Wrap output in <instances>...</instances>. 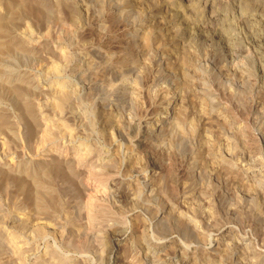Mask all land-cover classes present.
<instances>
[{
  "label": "rangeland",
  "instance_id": "rangeland-1",
  "mask_svg": "<svg viewBox=\"0 0 264 264\" xmlns=\"http://www.w3.org/2000/svg\"><path fill=\"white\" fill-rule=\"evenodd\" d=\"M37 1L38 0H34V2ZM42 1H45L48 4L50 3L49 5H51V8L49 10L50 14H48V19L51 21L48 20L46 24L44 22L42 24L37 23V21L34 20V18H32L31 16H25L27 19H23L24 17L20 19L16 26H14L15 28H13V33H11L15 34V36L19 39H24L26 41L30 40L29 43L31 44L32 42L31 46L36 47L35 52H33L34 54H27L19 51L11 52V55L8 53L9 55L6 54L7 56H3V59L5 61L2 58L0 60V69L4 74V77L0 76L2 79H0V115H4L7 118L6 120L10 124L12 123V127L14 126L12 131H3L2 129H0V211H2L0 212V261L2 262L5 259V262L3 261V264H50L51 262V264H56L57 261L54 262V260L50 257V252L54 250V252L56 251L60 258H63L66 261L69 260V264H142V262L144 264H151V257L161 255L165 256L167 255L166 253L169 252L173 255L170 254V256L166 258L167 261H160L162 263L158 262L155 264H247L248 262L244 258V255L241 254L240 250L232 256L233 258L227 257L225 260L224 258L221 260L219 259V257H223L224 249L229 245L231 246L237 244L239 245L241 250H243L246 247L245 243H247V241L249 240L245 239L246 236L250 237L251 240L256 241L257 251L264 255V221H262L261 218L264 216L262 215L264 214V199L262 198V196H259V183L247 182L248 179L239 180L234 178L233 176L231 177L229 174H226L227 176H225V173H222L224 175L220 176L218 175L219 173L215 172L216 170L211 165L206 166L209 172L212 171L210 175L208 174V170L206 168L205 169L207 171L204 170L203 173H201L203 174L202 176H197L199 175L197 174L198 170H195V175L192 176L194 179L193 181L190 178V175L192 174L189 173V171L191 170L189 165L190 161L188 162V160H190L189 154L191 153L190 151H192V149H195V152L201 150V155H198L200 158L198 159L195 168L197 169L200 163H202V160L204 164V157L207 155H205V153L207 152L206 149L207 147L210 148V145L215 146V155H220L222 153L223 155L227 156L233 154V151H231L233 149V146L235 147L240 145V147H242L244 145V147H246L245 152L248 153L247 159L249 158L248 161L250 160L251 162L249 161L250 164L248 162V164L243 165L245 164L242 163L243 157H241V155H239L238 157L235 156L236 158H234L236 160H234L236 165L234 166V168L242 170L243 165L245 169L248 168V173H255L259 170V173L262 172L261 174H264V166H262V168L257 167V164L260 161H264V0H167L168 2L166 0ZM101 1L104 3H102ZM91 4L92 6H90ZM208 4L212 6L214 11H207L205 9V6ZM9 5L10 4L8 3V1L6 2V0L0 1V21H6L11 14V9H9L11 8V6L9 7ZM8 9L10 12L8 11ZM32 20L37 23L35 26ZM245 20L247 21V23ZM47 23L48 26L51 25V30L50 28L46 27ZM47 29L50 30V32L53 33L56 38L52 34L54 38L50 37L52 38L50 39L46 37L47 39H45L46 35L44 36V34L46 31H48ZM150 32L152 33L151 35L153 37L151 41L148 42L146 40V36H148V33ZM45 43L49 44L50 48L52 46V48L50 49L51 52H47L45 51V49L40 50L38 48ZM37 49L40 50H38L40 54L37 52ZM55 52L56 55L60 52H62L63 54L65 53V55L67 56L66 58H68L67 62H69L65 63V61L63 62V64L59 63V59L57 58V60L55 58ZM32 57L34 58V61H31L33 59ZM180 59L183 61L181 62ZM40 61H42V63ZM95 62L98 64V67ZM55 68H59V70ZM75 68L79 69L76 70ZM53 70H55V72ZM159 70H161L160 73ZM85 73H89L90 75ZM140 73H143V75H141ZM137 74L140 75V79L144 80L146 90L145 92L147 93L146 98L148 96L149 98H147L146 101L144 100V106L142 104L143 109L140 108L141 103L137 101L136 96L135 98H133L136 100H134L133 102L134 107L132 111L138 108L135 110V113L138 115V122L142 124V133L134 136V138H130L128 136L127 130L129 127L127 128V125H125L124 122L125 119L127 121V119L131 117L129 116L131 110H125L128 105L126 106L127 103L123 95L119 93H121L124 89L132 88L137 84L134 81V75ZM28 75L29 77H35L37 83H39L41 91L44 92L43 95L38 94L40 97L38 95L34 96V102L38 108L41 107L38 109L39 112L41 109L40 113H42V111L43 113L45 112L44 116L42 113L44 121H42L43 127L45 126L46 128H43V130H46L49 132V134H51L50 136H48L50 138L44 136V133H42L43 130H34V125H32L31 121H28L27 116H25L26 112L24 109L25 107H23V101L17 98L18 96L15 95L16 91L14 92V87L10 84H15L18 79H21V76L22 78H26V76ZM183 75L185 78L183 77ZM191 78L195 81H193ZM1 82L2 84L4 82L3 86L5 85V87L2 86ZM60 84H67L65 86H68V88L71 89L73 88V90L76 91V96L79 99L81 105L80 109L71 108V111L69 106L67 108L66 105L64 108L65 110H62V113H60L61 111L58 112L55 107L51 105L54 103V99L57 94L55 91H57L58 88L61 87ZM11 86L13 87V89ZM175 90L179 95V98L175 102V104L172 105V103H170V105L172 106L164 115L166 116L168 114L167 117H169L171 114H173L172 116H174L176 119L180 112L182 114L183 112H185L184 115L186 118L185 124L183 126L184 129L182 128V130H178L179 132L181 131L182 134L180 135L179 132H175L173 134L175 135V138L173 137L174 140L172 139L174 142L176 140V147H181L179 148L180 152H178V154L180 155L178 156L180 157L182 155L180 157L181 159L177 156V162H175L176 172L174 184L176 186H174L173 189L177 187V190H175V198L177 199H175L174 203L172 204L173 207L183 204L182 207H185L186 211L188 208V213L179 216L180 211L176 212L173 209V211L171 212L177 214L175 218H177L176 220H179L178 222H176L178 226L180 225L179 223H181V225H183L184 227V223L186 221H189L192 225H194L193 230L196 232V234L194 235L197 236V238L193 237L191 239L189 236H187L189 237L187 238L185 235L179 234L178 230L183 228L181 225L179 226L180 228H178L177 225L175 226L174 224H172L171 227L169 226L170 229L168 231L169 233L172 230V233L170 232L171 234L169 233L167 235H164V233L162 234L160 229L162 225L160 226L159 224V221L162 219V217L157 220V215H159V209H161V207H158L159 209L149 205V208L143 207V202V205H141V201H138L137 196H135L134 193L130 194V192L128 191L130 195L127 194V196L126 194H124L125 192L120 193V195H113V192L111 193V190L109 191L108 189L111 183H118V185L120 184L121 186L129 182V180L127 181V179L131 177L129 171L133 166L132 161L134 159L137 160V158L139 160V157L140 160L143 161H141L139 165L137 164V166L141 167L145 165L144 167L146 170H148L150 176L155 174L154 178L157 177L156 179H158L160 172L165 171L169 166V168H171L172 163L169 158L166 157L164 159L163 157H161L162 152H160V155L157 149L154 150L149 147L151 146L150 143L144 142L139 138L142 137L143 131L149 129V127L146 125L150 122H153L154 120H157L158 117H160L159 111L163 108L161 106L162 103L171 99ZM53 91L56 94L53 93ZM44 95L49 97V99ZM165 96H167V98L163 99V97ZM42 97L45 99H43ZM104 101H107L110 106L108 105L107 108L109 109L106 108L105 110H103V112L100 108H102V102ZM121 102H124L125 105H123ZM84 103L87 105H85ZM50 105L53 108H50ZM74 109L76 110L74 111ZM100 111L101 113H106V116L109 115L111 117V120L114 121L112 124L113 127L106 124L105 121L101 122L98 119L97 115L100 113ZM260 113L263 115H261ZM82 115L87 119V121L92 120V125L89 126V128L86 123L84 126L80 125L79 117H81ZM257 116L261 118V121H258V125L255 122V120L259 119V117ZM59 119L60 122L62 121L61 123L59 122ZM73 119L76 120L74 121ZM228 122H231V124H233L235 128L231 129ZM60 124L62 126L66 125V127L62 128ZM50 125L52 127L54 126V128H51ZM259 125L262 127H260ZM193 127L196 128L195 136L190 135V129H192ZM65 128L67 129L65 130ZM68 128H70V130H68ZM51 129L53 130L50 131ZM110 130L113 132V134ZM236 130H244L243 132H245H242L243 134H241L240 137H242L243 135V138H241L242 140L240 139V142H236L235 139L232 140L233 138L231 139L230 135L232 134V131ZM39 131L40 133H38ZM52 132L54 135L52 134ZM123 132H126L125 135ZM11 133L14 134L11 135ZM65 133L67 134L65 135ZM81 133L84 135L82 136ZM39 135H42L44 140ZM87 144L89 146L91 145L90 148ZM169 144L167 147L170 146ZM59 145L68 147V150L65 153L62 152V156L60 155L57 156V158H54L53 155L49 154L48 149H53ZM204 146L207 147L205 148ZM104 147L105 149H102ZM128 148L131 150H129ZM87 150L92 152H90L88 155L86 154V162L88 163H85V167L90 168L95 166V170L99 172L101 169V165L106 162L111 155L113 156L115 154L114 157L118 160L117 169H115L113 176L103 177V180L100 176L96 179L91 177L90 180H93L89 181L91 182V184L85 185L79 182L78 179H72V177H69L68 173L65 170L61 171V173L53 174V177L51 176L50 180L52 181L51 184L54 188V196L60 202V210L62 215H60L61 217L59 218H45L42 216V218L38 217V214L35 213L32 206L34 191L32 183L30 182L31 175L40 173L43 167H48V164L53 163V160H59L58 162H61L60 159L65 155H79L78 153H76V151H79L80 154L86 157L85 153H88ZM216 152H218V154ZM254 159H256L257 163L254 161ZM152 167L157 168L158 170H153ZM203 167L204 166L202 165V168ZM128 169L129 171H127ZM260 169L262 170L260 171ZM205 174L209 177L204 178L206 177L204 176ZM12 175L13 178H11ZM227 177L230 178V180ZM231 178H233V182ZM188 179H190L191 181H189ZM203 180L205 183L203 182ZM234 180L236 181L235 183ZM191 182H195V187H192L196 194H198L200 190L204 189L205 191L206 189L207 191L205 192L207 196H202L199 199L196 198L197 196H195V193L192 192V188L190 187V185L192 184ZM99 183L100 185H98ZM226 185L228 186V188ZM98 187L102 191H99L100 189H98ZM132 194L134 195V197ZM90 195L92 196L90 197ZM253 195L256 198H254ZM258 196L261 198H259ZM188 199L190 200V202L196 201L193 203H197V205L192 203L191 206ZM201 199L202 201H200L199 203L198 200ZM255 199H257V201ZM162 200L163 199H161V202L164 203L165 200ZM17 206H19V208ZM90 206L91 208H89ZM9 207H11L12 209ZM150 207L152 210L150 209ZM225 208L227 211L225 210ZM155 210H157V213L155 212ZM23 212L31 213L29 214L31 215L29 221L25 222V220L22 218L24 214ZM194 212L196 216L193 214ZM34 213L37 214L36 218ZM18 218L22 223L19 226L17 224L20 223H18V220L16 221V219ZM182 219L185 220H183L184 223L180 222V220L182 221ZM37 221L40 223L45 222V225H47L48 227L45 232L46 235L44 234V237L42 235H38L36 231H33V229H36L33 223H37ZM216 221L219 226L216 224ZM7 223L9 225H7ZM155 226L157 228H155ZM227 226L232 227L235 233H233L232 235H228V233H226L228 232V229L226 231ZM87 227L88 229H86ZM89 227L91 228L89 229ZM48 229L50 231H48ZM84 230H86L87 233ZM88 230L91 231L88 232ZM18 231H21V233ZM114 231L116 232V234ZM24 232H26L27 234H25ZM98 232L101 233L99 234ZM30 235H33L34 238ZM114 235H119L121 237L120 241L114 242ZM75 238L78 240H76ZM90 240H92V242ZM69 241L71 242L69 243ZM17 242H20L18 243L20 246L17 244ZM11 245H13L15 248L17 247L16 245L19 246L17 247L19 248V250L16 248L18 250V253ZM173 245L175 247L178 245L181 248L178 253H184L185 258L183 257V254L178 255V253H174L173 249H175V247ZM172 246L174 247L173 249ZM47 247H49V250ZM75 247L77 248V250L75 249ZM27 249L29 251H27L26 253L25 251ZM171 249L172 251H169ZM43 251H45L46 253L49 252V257L52 260L48 258V255ZM59 251L60 253H58ZM10 253L14 255L22 253L23 257H20L19 260L14 259L15 261L17 260L15 263L14 260L13 262L8 259ZM66 256L68 257L66 258ZM108 257H110V259ZM261 260L262 261H260L259 263L254 260L256 262L254 264H264V259L262 258ZM223 261H225L226 263Z\"/></svg>",
  "mask_w": 264,
  "mask_h": 264
},
{
  "label": "bare ground",
  "instance_id": "bare-ground-1",
  "mask_svg": "<svg viewBox=\"0 0 264 264\" xmlns=\"http://www.w3.org/2000/svg\"><path fill=\"white\" fill-rule=\"evenodd\" d=\"M1 1V0H0ZM8 1V3L10 4L9 5V7L11 6V8H9V9H11L10 11H11V14L9 15V14H7V15H9V17H8V19L6 20V21H0V60H1V58L3 59V56H7L6 54H10L11 55V52H17V51H19V52H24V53H27V54H31L32 53V55L34 54L33 52H35V48L36 47H34V46H31V44H32V42H31V44L29 43V41L30 40H28V41H26V40H24V39H19V38H17L16 36H15V34H11V33H13V28H15L14 26H16V24L18 23V21L20 20V19H22L23 17V19H25L26 17L25 16H31L32 18H34V20H36L37 21V23H42L43 24V22L46 24V22H48V14H50L49 13V10H50V6L51 5H49L48 3H46L45 1H42V0H38L37 2H34V0L32 1V0H6V2ZM36 1V0H35ZM119 1V0H118ZM122 1V0H121ZM120 1V2H121ZM167 1V0H166ZM216 1V0H215ZM254 1V0H253ZM5 2V1H4ZM102 2V1H101ZM168 2V1H167ZM227 2V1H226ZM52 3V2H51ZM94 3V2H93ZM102 3H104V2H102ZM6 4V3H5ZM100 4V3H99ZM211 4V3H210ZM213 4V3H212ZM243 5V4H242ZM6 6V5H5ZM8 6V5H7ZM90 6H92V4L90 5ZM190 6V5H189ZM226 6V5H225ZM193 7V6H192ZM248 7H250V6H248ZM53 8V7H52ZM56 8V7H55ZM102 8V7H101ZM9 9H8V11H9ZM178 9V8H177ZM205 9L207 10V11H214L213 10V8H212V6H210L209 4L208 5H206L205 6ZM76 10V9H75ZM9 11V12H10ZM95 11V10H94ZM97 11V10H96ZM198 11V10H197ZM243 11V10H242ZM54 12V11H53ZM56 12V11H55ZM71 12V11H70ZM69 12V13H70ZM176 12H178V11H176ZM201 12V11H200ZM57 13H59V12H57ZM68 13V14H69ZM215 13V12H214ZM244 13V12H243ZM67 14V13H66ZM99 14V13H98ZM6 15V16H7ZM53 15V14H52ZM56 15V14H55ZM194 15V14H193ZM208 16V15H207ZM216 16V15H215ZM225 16V15H224ZM49 17H50V15H49ZM73 17V16H72ZM222 17V16H221ZM259 17V16H258ZM262 17V16H261ZM260 17V18H261ZM5 18V17H4ZM190 18V17H189ZM192 18V17H191ZM200 18V17H199ZM249 18V17H248ZM254 18V17H253ZM252 18V19H253ZM3 19V18H2ZM27 19V18H26ZM55 19V18H54ZM244 19H246V18H244ZM257 19V18H256ZM31 20V19H30ZM29 20V21H30ZM34 20H32V22L34 23V26L37 24V23H35V21ZM215 20V19H214ZM25 21V20H24ZM49 21H51V20H49ZM217 21V20H216ZM246 21V20H245ZM31 22V21H30ZM57 22V21H56ZM250 22V21H249ZM22 23V22H21ZM207 23V22H206ZM246 23H247V21H246ZM245 23V24H246ZM20 24V23H19ZM23 24V23H22ZM50 24V23H49ZM243 24V23H242ZM39 25V24H38ZM41 25V24H40ZM210 25V24H209ZM214 25V24H213ZM219 25V24H218ZM252 25V24H251ZM27 26V25H26ZM25 26V27H26ZM33 26V25H32ZM46 26V25H45ZM50 26V27H49ZM48 26V23H47V26L46 27H48V28H50V30H51V25H49ZM220 26V25H219ZM44 28V27H43ZM249 28H250V25H249ZM217 29V28H216ZM48 30V29H47ZM50 30H48V31H46L45 32V34H44V36H45V39H47L46 37H48V38H50V37H52V38H54L55 37V35L53 34V33H51L50 32ZM218 30V29H217ZM229 30V29H228ZM98 31V30H97ZM102 31V30H101ZM260 31H262V30H260ZM146 32H147V30H146ZM15 33V32H14ZM71 33V32H70ZM257 33V32H256ZM259 33V32H258ZM261 33V32H260ZM52 34L54 35V37L52 36ZM102 34V33H101ZM145 34V33H144ZM147 34V33H146ZM149 35L148 36H146L147 38H146V40L148 41V42H150L151 41V39H152V33L150 32V33H148ZM253 34V33H252ZM78 35V34H77ZM141 35V34H140ZM155 35V34H154ZM264 35V34H263ZM24 36V35H23ZM44 36H43V38H44ZM71 36H72V34H71ZM133 36V35H132ZM81 37V36H80ZM92 37V36H91ZM145 37V36H144ZM182 37V36H181ZM258 37V36H257ZM261 37V36H260ZM21 38V37H20ZM52 38H50V39H52ZM56 38V37H55ZM70 38V37H69ZM98 38V37H97ZM143 38V37H142ZM92 39V38H91ZM145 39V38H144ZM158 39V38H157ZM261 39V38H260ZM142 40V39H141ZM49 41V40H48ZM51 41V40H50ZM56 41V40H55ZM61 41V40H60ZM71 41V40H70ZM84 41V40H83ZM160 41V40H159ZM58 42V41H57ZM137 42V41H136ZM140 42V41H139ZM142 42V41H141ZM73 43V42H72ZM71 43V44H72ZM81 43H83V42H81ZM89 43V42H88ZM135 43V42H134ZM147 43V42H146ZM152 43V42H151ZM28 44H29V46H28ZM34 44V43H33ZM67 44V43H66ZM140 44V43H139ZM155 44V43H154ZM83 45V44H82ZM100 45V44H99ZM138 45V44H137ZM62 46V45H61ZM86 46V45H85ZM133 46H134V44H133ZM132 46V47H133ZM149 46V45H148ZM63 47H65V46H63ZM71 47V46H70ZM73 47V46H72ZM147 47V46H146ZM40 50H42V49H45V51H50L51 52V48H52V46H51V48L49 47V44H42L41 46H39L38 47ZM39 49H37V52L39 53ZM76 49V48H75ZM129 49V48H128ZM141 49H142V46H141ZM39 50V51H38ZM54 50V49H53ZM78 50V49H77ZM84 50V49H83ZM88 50V49H87ZM57 51V50H56ZM61 51H62V49H61ZM79 51V50H78ZM90 51V50H89ZM145 51V50H144ZM37 52H36V54H37ZM59 52V51H58ZM75 52V51H74ZM86 52V51H85ZM54 53V52H53ZM8 54V55H9ZM13 54V53H12ZM40 54V53H39ZM52 54V53H51ZM78 54V53H77ZM148 54V53H147ZM18 55V54H17ZM20 55V54H19ZM56 57V59L58 58L59 59V63H62L63 64V62H65V63H68L67 62V59L68 58H66L67 56L65 55V53L63 54L62 52H60L59 54H57L56 55V52H55V54H54ZM67 55H69V54H67ZM146 55V54H145ZM89 56V55H88ZM16 57V56H15ZM20 57V56H19ZM26 57H27V55H26ZM29 58V57H28ZM33 58V57H32ZM79 58V57H78ZM131 58V57H130ZM22 59V58H21ZM57 59V60H58ZM132 59V58H131ZM4 60V59H3ZM14 60V59H13ZM31 60V59H30ZM56 60V61H57ZM82 60V59H81ZM110 60V59H109ZM135 60V59H134ZM191 60V59H190ZM5 61V60H4ZM23 61H25V60H23ZM31 61H34V58L31 60ZM180 61L182 62L183 60H181L180 59ZM41 63H42V61H40ZM90 62V61H89ZM176 62V61H175ZM178 62V61H177ZM53 63H55V62H53ZM64 63V64H65ZM94 63V62H93ZM92 63V64H93ZM96 63V62H95ZM121 63V62H120ZM10 64V63H9ZM20 64V63H19ZM57 64V63H56ZM85 64V63H84ZM87 64V63H86ZM97 64V63H96ZM161 64V63H160ZM1 65V64H0ZM14 65V64H13ZM22 65V64H21ZM53 65V64H52ZM90 65V64H89ZM104 65V64H103ZM2 66H4V65H2ZM59 66V65H58ZM58 66H56V67H58ZM60 66H61V64H60ZM68 66V65H67ZM77 66V65H76ZM93 66V65H92ZM101 66V65H100ZM194 66V65H193ZM54 67H55V65H54ZM91 67V66H90ZM89 67V68H90ZM97 67H98V64H97ZM107 67V66H106ZM195 67V66H194ZM70 68V67H69ZM73 68V67H72ZM108 68V67H107ZM193 68V67H192ZM4 69V68H3ZM55 69H57V70H59V68H55ZM76 69V68H75ZM79 68H77L76 70H78ZM84 69V68H83ZM183 69V68H182ZM105 70V69H104ZM125 70V69H124ZM195 70V69H194ZM54 72H55V70H53ZM133 71V70H132ZM160 71L161 70H159V73H160ZM184 71V70H183ZM198 71V70H197ZM20 72V71H19ZM57 72V71H56ZM60 72H62V71H60ZM83 72V71H82ZM113 72V71H112ZM81 73V72H80ZM125 73V72H124ZM138 73V72H137ZM196 73V72H195ZM200 73V72H199ZM57 74V73H56ZM58 74H59V72H58ZM57 74V75H58ZM61 74V73H60ZM82 74V73H81ZM85 74H89V73H85ZM119 74V73H118ZM141 74V73H140ZM184 74V73H183ZM4 74H3V72H1V69H0V76H3ZM5 75H6V73H5ZM90 75V74H89ZM101 75V74H100ZM141 75H143V73L141 74ZM161 75V74H160ZM56 76V75H55ZM83 76V75H82ZM81 76V77H82ZM104 76V75H103ZM120 76V75H119ZM135 76V79H134V81L137 83L136 85H134V87H132V88H127V89H124L121 93H119V94H121V95H123V97H124V99H125V101H126V108H125V110L126 109H128V110H131V112L129 113L130 115L129 116H131V117H129L128 119H127V121H126V119H125V122H124V120H123V122H124V124L125 125H127L126 127L128 128L127 130H128V136L130 137V138H134V136H137V135H139L140 133H142V124L141 123H139L138 122V115L135 113V110L136 109H138V108H136L135 110H133L132 111V109H133V102H134V100H136L137 99V101H139V103H141V107L140 108H142V104H143V102H144V100L146 101L147 100V98H149V96L146 98V90H145V84H144V80H142V79H140V75H134ZM4 77V76H3ZM2 77V78H3ZM16 77H17V75H16ZM29 75L28 76H26V78L24 77V78H22V76H21V79H18L16 82H15V84H13V83H10L13 87H14V92L16 91V93H15V95H17L18 97L17 98H19L21 101H23V103H24V105H23V107H25L24 109H25V112H26V115L25 116H27V119H28V121L30 120L31 121V123H32V125H34L33 127H35V131L36 130H43V128H45V126L43 127V116H44V113H43V111H42V113H43V116H42V113H40L41 112V109H40V112H39V108H41V107H37L36 106V104H35V102H34V99H35V97L34 96H36V95H38V94H40V95H43V91H41V89H40V86H39V83H37V81H36V79H35V77L34 76H31V77H29ZM99 77V76H98ZM168 77V76H167ZM183 77H184V75H183ZM191 77V76H190ZM5 78H6V76H5ZM57 78V77H56ZM100 78V77H99ZM185 78V77H184ZM192 78H194V77H192ZM191 78V79H192ZM0 79H1V77H0ZM38 79V78H37ZM70 79V78H69ZM82 79V78H81ZM95 79V78H94ZM2 80V79H1ZM7 80V79H6ZM39 80V79H38ZM84 80V79H83ZM102 80V79H101ZM112 80V79H111ZM146 80V79H145ZM193 80V79H192ZM98 81V80H97ZM107 81V80H106ZM193 81H195V80H193ZM83 82V81H82ZM111 82V81H110ZM185 82H187V81H185ZM190 82V81H189ZM7 83V82H6ZM66 83V82H65ZM103 83H106V82H103ZM112 83V82H111ZM184 83V82H183ZM195 83V82H194ZM197 83V82H196ZM1 84H2V82H1ZM3 84H4V82H3ZM3 84H2V86H3ZM9 84V83H8ZM63 84V83H62ZM62 84H60V86L61 87H59L60 88V90H59V88H58V90H57V88H56V90L57 91H53V93H55L56 94V97H55V99H54V103L53 104H51L52 106H54L55 107V109L59 112V111H61L60 113H62V110L64 111L65 109V106L67 105V108H68V106H69V108L71 109V108H77V109H80V107H81V105H80V102H79V99L77 98V96H76V91L75 90H73V88L71 89V88H68V86H65V85H67V84H65V85H62ZM92 84V83H91ZM135 84V83H134ZM189 84V83H188ZM7 85V84H6ZM43 85V84H42ZM96 85V84H95ZM201 85V84H200ZM11 86V87H12ZM101 86V85H100ZM109 86V85H108ZM187 86V85H186ZM3 87H5V85L3 86ZM2 87V88H3ZM8 87H10V86H8ZM13 87H12V89H13ZM53 87V86H52ZM58 87V86H57ZM77 87V86H76ZM191 87V86H190ZM54 88V87H53ZM96 88V87H95ZM126 88V87H125ZM189 88V87H188ZM187 88V89H188ZM192 88H193V86H192ZM206 88V87H205ZM11 89V90H12ZM77 89V88H76ZM48 90V89H47ZM50 90H51V87H50ZM94 90V89H93ZM100 90V89H99ZM102 90V89H101ZM207 90H208V88H207ZM13 91V90H12ZM11 91V92H12ZM40 91H41V93H40ZM110 91V90H109ZM188 91V90H187ZM204 91V90H203ZM46 92V91H45ZM79 92V91H78ZM105 92V91H104ZM107 92V91H106ZM192 92V91H191ZM207 92V91H206ZM51 93H52V90H51ZM239 93H241V92H239ZM50 94V93H49ZM54 94V95H55ZM99 94V93H98ZM48 95V94H47ZM106 95V94H105ZM39 96V95H38ZM45 97H47L46 95H44ZM49 96V95H48ZM135 96H136V99H133V98H135ZM242 96V95H241ZM240 96V97H241ZM34 97V98H33ZM40 97V96H39ZM38 97V98H39ZM79 97V96H78ZM103 97V96H102ZM43 98V97H42ZM48 99H49V97H47ZM52 98V97H51ZM91 98V97H90ZM167 98V96H165V97H163V99H166ZM178 98H179V95L176 93V90H175V92L173 93V96H172V98L171 99H169V100H167V101H164L163 103H162V109L159 111L160 112V117H158V119L157 120H154L153 122H150V123H148L146 126H148L149 127V129H146L145 131H143V134H142V137H140L139 139L140 140H143L144 142H147V143H150V145L151 146H149V147H151L152 149H154V150H156L157 149V151L159 152V154H160V152H162L161 154H162V156L161 157H163L164 159L167 157V158H169V160L171 161V168H169V167H167V169L165 170V171H163V172H160V175L158 176V179H156V178H154V176H155V174H153V175H151L150 176V174H149V172H148V170H146L145 169V165H143V166H141V167H139V166H137V164L139 165V163L141 162V161H143V160H140V157H139V160H138V158H137V160L136 159H134L133 161H132V163H133V166L131 167L132 169H130V171H129V169L127 170V171H129V173L131 174V177H129V179H127V181L129 180V182H127V183H125V184H123V185H121L120 186V184L118 185V183L117 184H115V183H111L110 185H109V187H108V189H109V191L111 190V193L113 192V195L115 194V195H120V193H123V192H125L124 194H126V196H127V194H129V192H130V194L131 193H134L135 194V196H137V199H138V201L140 200L141 201V205H143L144 204V206L143 207H148L149 208V206H152V207H155V208H157V209H159L158 207H161V209H159L160 211H159V215H157V220L159 219V218H161L162 217V219L159 221V224H160V229H161V232H162V234L164 233V235H167V234H169L168 233V231H169V226L171 227V225L172 224H174L175 226L177 225V223L176 222H178L179 220H176L177 218H175L176 217V215L177 214H174L173 212H171V211H173V209H174V211H176V212H178V211H180L179 212V216H182V215H185V214H187L188 212V208H187V211L185 210V207H182V205H177V206H175V207H173V204L172 203H174V201H175V199H177V198H175L176 196H175V190H177L176 188H174L173 189V187L174 186H176L175 184H174V181H175V166H176V163L175 162H177L176 161V159H177V156L178 155H180V154H178V152H180L179 151V148H181V147H176L175 146V142H176V140H175V142L173 141L174 140V136L175 135H173L175 132L176 133H178L179 131L178 130H182V128L184 129V124H185V112H183V114L180 112V114L176 117V119H175V117L174 116H172L173 114H171L169 117H167V115L165 116L164 114L167 112V110L173 105V104H175V102L178 100ZM184 98V97H183ZM43 99H45V98H43ZM47 99V100H48ZM14 100V99H13ZM86 100V99H85ZM88 100V99H87ZM49 101V100H48ZM91 101V100H90ZM213 101V100H212ZM87 102V101H86ZM96 102V101H95ZM120 102V101H119ZM207 102V101H206ZM15 103V102H14ZM21 103V102H20ZM38 103V102H37ZM51 103V102H50ZM122 103V102H121ZM136 103V102H135ZM146 103V102H145ZM170 103H172V105H170ZM183 103V102H182ZM241 103V102H240ZM39 104V103H38ZM37 104V105H38ZM82 104V103H81ZM85 104V103H84ZM113 104V103H112ZM111 104V105H112ZM123 105H125L124 104V102L122 103ZM187 104V103H186ZM205 104V103H204ZM207 104V103H206ZM50 105V108H53L52 106ZM85 105H87V104H85ZM109 105V103L107 102V101H104V102H102V108H100L102 111L103 110H105L106 108H107V106ZM116 105V104H115ZM181 105V104H180ZM90 106V105H89ZM110 106V105H109ZM140 106V105H139ZM143 106H144V104H143ZM182 106V105H181ZM17 107V106H16ZM206 107H207V105H206ZM206 107H204V108H206ZM66 108V109H67ZM86 109V108H85ZM107 109H109V108H107ZM121 109V108H120ZM143 109V108H142ZM52 110V109H51ZM55 110V111H56ZM76 109H74V111H75ZM93 110V109H92ZM94 110H95V107H94ZM93 110V111H94ZM112 110V109H111ZM122 110V109H121ZM127 110V111H128ZM171 110V109H170ZM174 110V109H173ZM2 111H4V110H2ZM19 111V110H18ZM69 111V110H68ZM71 111H72V109H71ZM73 111V112H74ZM91 111V110H90ZM123 111V110H122ZM140 111H142V110H140ZM139 111V112H140ZM145 111V110H144ZM172 111V110H171ZM179 111H180V109H179ZM53 112H54V110H53ZM92 112V111H91ZM90 112V113H91ZM104 112V111H103ZM101 113V111H100V113L97 115L98 116V119L101 121V122H104L105 121V123L106 124H108L109 126L111 125V127H113L112 126V124H113V122L114 121H112L111 120V117L108 115V116H106L107 114L105 113ZM109 112V111H108ZM124 112V111H123ZM56 113V112H55ZM64 113V112H63ZM72 113V112H71ZM77 113V112H76ZM79 113V112H78ZM210 113V112H209ZM40 114H41V117H40ZM58 114V113H57ZM85 114V113H84ZM116 114H119V113H116ZM122 114V113H121ZM143 114V113H142ZM261 114V113H260ZM47 115V114H46ZM96 115V114H95ZM139 115H140V113H139ZM261 115H263V114H261ZM62 116V115H61ZM123 116V115H122ZM176 116V115H175ZM189 116V115H188ZM260 116V115H259ZM259 116H257V117H259ZM23 117V116H22ZM46 117V116H45ZM63 117V116H62ZM170 117H172V118H170ZM174 117V118H173ZM20 118V117H19ZM49 118V117H48ZM77 118V117H76ZM90 118V117H89ZM88 118V119H89ZM93 118V117H92ZM96 118V117H95ZM118 118V117H117ZM126 118V117H125ZM141 118V117H140ZM190 118V117H189ZM256 118V117H255ZM254 118V119H255ZM7 118L4 116V115H0V129H2L3 131L5 130V131H12L13 130V127H12V123L10 124L7 120H6ZM58 119V118H57ZM79 123H80V125H85V123H86V125L88 126V128H89V126H91L92 125V120L90 121H87V119L85 118V117H83V115L81 116V117H79ZM113 119V118H112ZM74 120V119H73ZM76 120V119H75ZM74 120V121H75ZM95 120V119H94ZM191 120V119H190ZM263 120V119H262ZM43 121V122H42ZM58 121V120H57ZM72 121V120H71ZM86 121V122H85ZM148 121V120H147ZM189 121V120H188ZM231 121V120H230ZM258 121H261V118L259 117V119H257V120H255V122H256V124L258 125L259 123H258ZM49 122V121H48ZM59 122H60V119H59ZM62 122V121H61ZM60 122V123H61ZM121 122V121H120ZM126 122H127V124H126ZM190 123V122H189ZM15 124V123H14ZM45 124V123H44ZM49 124H51V123H49ZM59 124V123H58ZM64 124V123H63ZM105 124V125H106ZM194 124V123H193ZM228 124H230V126L229 127H231V129L232 128H235V126L233 125V124H231V122H228ZM48 125V124H47ZM61 125V124H60ZM74 125V124H73ZM78 125V124H77ZM189 125V124H188ZM187 125V126H188ZM192 125V124H191ZM225 125V124H224ZM261 125H262V122H261ZM59 126V125H58ZM57 126V127H58ZM69 126V125H68ZM193 126V125H192ZM260 126V125H259ZM48 127V126H47ZM50 127L51 128H54V126L52 127L51 125H50ZM61 127L63 128V127H66V125L64 126H62L61 125ZM70 127V126H69ZM81 127V126H80ZM86 127V126H85ZM125 127V128H126ZM196 127V126H195ZM260 127H262V126H260ZM49 128V127H48ZM61 128V129H62ZM74 128V127H73ZM92 128V127H91ZM91 128H90V130H91ZM101 128V127H100ZM119 128V127H118ZM240 128V127H239ZM257 128V127H256ZM46 129V128H45ZM55 129H56V126H55ZM60 129V130H61ZM67 128H65V130H66ZM104 129V128H103ZM106 129V128H105ZM111 129V128H110ZM113 129V128H112ZM20 130V129H19ZM49 130V129H48ZM53 129H51L50 131H52ZM58 130V129H57ZM59 130V131H60ZM68 130H70V128H68ZM121 130V129H120ZM191 130V134L190 135H194L195 136V133H196V128H192V129H190ZM240 130V129H239ZM239 130H236V131H232V134L230 135L231 136V139L232 140H236V142H240V139L241 138H243V135H242V137H240L241 136V134H243V133H245V132H243V131H239ZM263 130H264V128H263ZM40 131L38 132V133H40ZM44 131V130H43ZM42 131V133H44V136H46V137H48V136H50L51 134H49V132L48 131H44L43 132ZM58 131V132H59ZM85 131V130H84ZM107 131V130H106ZM111 131V130H110ZM119 131V130H118ZM124 131V130H123ZM189 131V130H188ZM55 132V131H54ZM61 132V131H60ZM74 132V131H73ZM88 132V131H87ZM112 132V131H111ZM183 132H185V131H183ZM229 132H231V131H229ZM243 132V133H242ZM6 133V132H5ZM16 133V132H15ZM41 133V134H42ZM68 133H70V132H68ZM124 133V132H123ZM126 133V132H125ZM125 133H124V135H125ZM199 133H201V132H199ZM7 134V133H6ZM10 134V133H9ZM12 134H14V133H11V135ZM52 134H53V132H52ZM64 134V133H63ZM67 133H65V135H66ZM82 134V133H81ZM108 134V133H107ZM112 134H113V132H112ZM179 134L181 135L182 134V132L180 131L179 132ZM178 134V135H179ZM184 134V133H183ZM187 134V133H186ZM54 135V134H53ZM56 135H57V133H56ZM73 135V134H72ZM84 134H82V136H83ZM92 135V134H91ZM118 135H121V134H118ZM123 135V134H122ZM123 135V136H124ZM8 136H10V135H8ZM39 136H41L42 138H43V136L42 135H39ZM60 136V135H59ZM87 136V135H86ZM88 136H90V135H88ZM98 136V135H97ZM107 136V135H106ZM141 136V135H140ZM185 136V135H184ZM193 136V137H194ZM233 136V137H232ZM13 137V136H12ZM94 137V136H93ZM112 137V136H111ZM174 137V138H173ZM235 137V138H234ZM48 138H50V137H48ZM69 138V137H68ZM90 138V137H89ZM109 138V137H108ZM136 138V137H135ZM14 139V138H13ZM71 139V138H70ZM69 139V140H70ZM79 139V138H78ZM173 139V140H172ZM181 139V138H180ZM183 139V138H182ZM230 139V138H229ZM43 140H44V138H43ZM42 140V141H43ZM48 140H51V139H48ZM47 140V141H48ZM58 140V139H57ZM72 140H74V139H72ZM130 140H132V139H130ZM178 140V139H177ZM193 140V139H192ZM191 140V141H192ZM196 140V139H195ZM231 140V141H232ZM242 140V139H241ZM46 141V140H45ZM56 141V140H55ZM113 141V140H112ZM60 142V141H59ZM196 142H198V141H196ZM202 142H203V140H202ZM243 142V141H242ZM46 143V142H45ZM53 143V142H52ZM62 143V142H61ZM94 143V142H93ZM96 143V142H95ZM106 143V142H105ZM170 143V144H169ZM60 144V143H59ZM92 144V143H91ZM168 144L170 145L169 147H167L168 146ZM203 144V143H202ZM208 144V143H207ZM213 144V143H212ZM241 144V143H240ZM72 145V144H71ZM83 145V144H82ZM85 145V144H84ZM88 145V144H87ZM95 145V144H94ZM194 145V144H193ZM198 145V144H197ZM206 145V144H205ZM210 145V144H209ZM91 146V145H90ZM90 146L88 145V147L90 148ZM107 146V145H106ZM128 146V145H127ZM201 146V145H200ZM203 146V145H202ZM218 146V145H217ZM216 146V147H217ZM43 147V146H42ZM55 147V146H54ZM73 147V146H72ZM171 147V148H170ZM191 147V146H190ZM198 147V146H197ZM205 147V146H204ZM207 147V146H206ZM205 147V148H206ZM210 148H208L207 147V149H206V153H205V157H204V164H203V160H202V163H200V165H199V167L197 168V169H195L196 168V165H197V162H198V159L200 158L199 156L201 155L200 153V151H197V152H195V149H192V151H190L191 153L189 154V159L190 160H188V162L190 161V171H189V173L190 174H192V175H190L191 177V179L194 181V179H193V177L192 176H194L195 174H194V172H195V170H198V172H197V174H199V175H197V176H202L203 174H201V173H203V171L204 170H206L207 168H206V166H209V165H211V166H213L214 167V169L216 170L215 172H217V173H219L218 175H224V174H222V173H225V176H227L226 174H229L231 177L233 176L234 178H236V179H248V181L247 182H250V183H253V182H257V183H259V189H260V194H259V196H262V198L264 199V174L262 175L261 173H259V170H258V172H247V170H248V168L247 169H245L244 167H243V165H246V164H248V162L250 161H248V159H247V155H248V153H246L245 152V149H246V147H244V145L242 146V147H240V145H238V146H233L232 148V150L231 151H233L232 153V155H223L222 153L220 154V155H215V146H212V145H210L209 146ZM71 148V147H70ZM69 148V149H70ZM88 148V149H89ZM132 148V147H131ZM167 148H169V149H167ZM176 148H178V149H176ZM77 149V148H76ZM102 149H105V147L104 148H102ZM129 149V148H128ZM199 149H200V147H199ZM68 150V147H66V146H64V145H59V146H57V147H55V148H53V149H48V151H49V154H51V155H53L54 156V158L56 157L57 158V156H60L61 154H63V153H65L66 151ZM121 150V149H120ZM129 150H131V149H129ZM169 152H168V151ZM189 150H191V149H189ZM197 150V149H196ZM205 150V149H204ZM230 150V149H229ZM73 151V150H72ZM107 151V150H106ZM105 151V152H106ZM63 152V153H62ZM75 152V151H74ZM82 152V151H81ZM87 152L88 153H85V156H86V154L88 155L90 152H92V151H89V150H87ZM104 152V151H103ZM182 152V151H181ZM69 153V152H68ZM76 153H78L79 155H70V156H67V155H65L63 158H61L60 160H61V162H58V161H54L53 160V163H49L48 165V167H43V169H42V171L40 172V173H38V174H33V175H31V178H30V182L32 183V187H33V191H34V195H33V199H32V206H33V208H34V211H35V213H37L38 214V217H52V218H59V217H61L60 215H62L61 214V210H60V202H59V200L58 199H56L55 198V196H54V188L52 187V184H51V180H50V178H51V176L53 175V174H58V173H61V171H63V170H65L67 173H68V175H69V177H72V179L74 178H76V179H78L79 180V182H81V183H83V184H85V185H88V184H91V182H89V181H93V180H90L91 179V177H93V178H98L99 176L101 177V179L103 180L104 178L103 177H111V176H113V173H114V171H115V169H117V160L118 159H116L115 157H114V155L112 156H110L108 159H107V161L106 162H102L103 164L101 165V169H100V172L99 171H96L95 170V166H93V167H90V168H88V167H85V163H88V162H86V159H87V156L86 157H84L82 154H80V152L78 151H76ZM108 153V152H107ZM121 153V152H120ZM214 153V154H213ZM217 154H218V152H216ZM226 153H229V152H226ZM250 153V152H249ZM3 154V153H2ZM48 154V153H47ZM70 154V153H69ZM74 154V153H73ZM119 154V153H118ZM160 154V155H161ZM200 154V155H199ZM202 154H203V152H202ZM213 154V155H212ZM93 155V154H92ZM157 155V154H156ZM199 155V156H198ZM239 155H241V157H243V159H242V163H245V164H243L242 165V168L243 169H245V170H238V169H236V168H234V166L236 165L235 164V156H239ZM62 156V155H61ZM121 156V155H120ZM119 156V157H120ZM182 156V155H181ZM180 156V157H181ZM184 156V155H183ZM203 156V155H202ZM47 157V156H46ZM117 157V156H116ZM179 157V156H178ZM179 157V158H180ZM235 157V158H234ZM102 158V157H101ZM100 158V159H101ZM144 158V157H143ZM256 158V157H255ZM40 159V158H39ZM44 159V158H43ZM58 159H59V157H58ZM145 159V158H144ZM159 159V158H158ZM163 159V160H164ZM181 159V158H180ZM203 159V158H202ZM235 159V160H234ZM120 160V159H119ZM151 160V159H150ZM168 160V159H167ZM168 160V161H169ZM237 160H239V159H237ZM105 161V160H104ZM160 161V160H159ZM169 161V162H170ZM254 161L256 162V159H254ZM259 161V160H258ZM1 162V161H0ZM97 162V161H96ZM119 162V161H118ZM251 162V161H250ZM250 162H249V164H250ZM145 163V162H144ZM166 163H168V162H166ZM254 163V162H253ZM257 163V162H256ZM255 163V164H256ZM7 164V163H6ZM96 164V163H95ZM147 164V163H146ZM170 164V163H169ZM11 165V164H10ZM119 165H121V164H119ZM141 165H142V163H141ZM152 165V164H151ZM164 165V164H163ZM202 165L204 166L203 168H202ZM258 166L257 167H260V168H262V166H264V161L262 162V161H260L258 164H257ZM8 166V165H7ZM12 166V165H11ZM14 166V165H13ZM47 166V165H46ZM147 166V165H146ZM167 166V165H166ZM253 166V165H252ZM10 167V166H9ZM139 167V168H138ZM179 167V166H178ZM188 167V166H187ZM254 167V166H253ZM14 168V167H13ZM144 168V169H143ZM153 168V170H158L157 168H154V167H152ZM206 168V169H205ZM6 169V168H5ZM213 169V168H212ZM164 170V169H163ZM208 170V169H207ZM206 170V171H207ZM262 169H260V171H261ZM126 172V171H125ZM212 172V171H211ZM211 172H209V170H208V174L210 175V173ZM66 173V174H67ZM127 173V172H126ZM156 173V172H155ZM214 173V172H213ZM16 174V173H15ZM117 174V173H116ZM128 174V173H127ZM178 174V173H177ZM125 175V174H124ZM129 175V174H128ZM212 175V174H211ZM214 175V174H213ZM229 175H228V177H229ZM2 176V175H1ZM19 176V175H18ZM117 176V175H116ZM120 176V175H119ZM118 176V177H119ZM204 176H206V174L204 175ZM203 176V177H204ZM217 176V175H216ZM215 176V177H216ZM220 176H218V177H220ZM53 177V176H52ZM123 177V176H122ZM207 177H209L208 175L206 176V177H204V178H207ZM213 177V176H212ZM227 177V178H228ZM11 178H13V175H12V177ZM126 178H128V177H126ZM1 179V178H0ZM4 179V178H3ZM100 179V180H101ZM119 179V178H118ZM217 179V178H216ZM229 180H230V178H228ZM233 178H231V180H232ZM235 179V180H236ZM12 180V179H11ZM99 180V181H100ZM114 180V179H113ZM189 181H191L190 179H188ZM196 180V179H195ZM198 180V179H197ZM208 180V179H207ZM220 180V179H219ZM226 180V179H225ZM234 180V183L236 182ZM9 181H10V179H9ZM131 181V182H130ZM242 181H245V180H242ZM2 182V181H1ZM22 182V181H21ZM75 182V181H74ZM77 182V181H76ZM101 182V181H100ZM105 182V181H104ZM125 182V181H124ZM203 182H204V180H203ZM213 182V181H212ZM221 182V181H220ZM223 182V181H222ZM232 182H233V180H232ZM239 182H241V181H239ZM4 183H5V181H4ZM25 183V182H24ZM94 183V182H93ZM123 183V182H122ZM176 183V182H175ZM192 183V182H191ZM195 183V182H194ZM194 183H192L191 185H190V187L192 188H190L191 190H192V192H194L195 193V196H197L196 198H200V197H202V196H204L205 197V195H206V192L205 191H207L206 189H205V191H204V189H202V190H200V192H199V190H198V194H196V192L194 191V189H193V187H195L194 186ZM205 183V182H204ZM209 183V182H208ZM71 184V183H70ZM214 184V183H213ZM219 184V183H218ZM231 184V183H230ZM7 185V184H6ZM93 185V184H92ZM98 185H100V183L98 184ZM201 185V184H200ZM245 185V184H244ZM21 186H23V185H21ZM72 186V185H71ZM95 186V185H94ZM188 186V185H187ZM193 186V187H192ZM227 186V185H226ZM230 186V185H229ZM97 187V186H96ZM246 187V186H245ZM4 188V187H3ZM187 188V187H186ZM217 188V187H216ZM227 188H228V186H227ZM253 188V187H252ZM86 189V188H85ZM98 189H100L99 187H98ZM103 189V188H102ZM128 189H130V190H128ZM134 189V190H133ZM199 189V188H198ZM231 189V188H230ZM3 190V189H2ZM17 190V189H16ZM18 191V190H17ZM80 191V190H79ZM83 191V190H82ZM96 191H97V189H96ZM99 191H102L101 189L99 190ZM129 191V192H128ZM133 191V192H132ZM179 191V190H178ZM197 191V190H196ZM210 191V190H209ZM208 191V192H209ZM256 191H257V189H256ZM6 192V191H5ZM4 192V193H5ZM78 192V191H77ZM91 192V191H90ZM187 192V191H186ZM189 192V191H188ZM205 192V193H204ZM254 192V191H253ZM252 192V193H253ZM12 193V192H11ZM16 193V192H15ZM98 193V192H97ZM105 193V192H104ZM193 193V194H194ZM223 193V192H222ZM226 193V192H225ZM257 193V192H256ZM256 193H255V196H256ZM57 194V193H56ZM79 194V193H78ZM92 194V193H91ZM93 194H96V193H93ZM129 194V195H130ZM192 194V193H191ZM209 194V193H208ZM7 195V194H6ZM105 195V194H104ZM108 195V194H107ZM128 195V196H129ZM133 195V194H132ZM181 195V194H180ZM212 195V194H211ZM225 195V194H224ZM12 196V195H11ZM21 196V195H20ZM59 196V195H58ZM92 195H90V197H91ZM122 196V195H121ZM207 196V195H206ZM209 196V195H208ZM219 196V195H218ZM223 196V195H222ZM254 196V195H253ZM252 196V197H253ZM254 196V198H256ZM258 196V197H259ZM133 197H134V195H133ZM133 197H131V198H133ZM188 197V196H187ZM251 197V198H252ZM10 198H13V197H10ZM63 198V197H62ZM113 198V197H112ZM123 198V197H122ZM136 198V197H135ZM134 198V199H135ZM195 198V197H194ZM207 198V197H206ZM206 198H204V199H206ZM210 198V197H209ZM208 198V199H209ZM253 198V199H254ZM259 198H261V197H259ZM259 198H257V199H259ZM15 199V198H14ZM161 199H163V200H165V205H164V203H162L161 202ZM184 199V198H183ZM229 199H230V197H229ZM235 199V198H234ZM250 199V198H249ZM257 199H255L256 201H257ZM22 200V199H21ZM83 200V199H82ZM86 200V199H85ZM96 200V199H95ZM162 200V201H163ZM189 200V199H188ZM196 200V199H195ZM214 200V199H213ZM223 200V199H222ZM226 200V199H225ZM262 200V199H261ZM12 201V200H11ZM81 201V200H80ZM137 201V202H138ZM193 201V200H192ZM199 201V203H200V201H202V199L201 200H198ZM197 201V202H198ZM204 201V200H203ZM224 201V200H223ZM222 201V202H223ZM248 201V200H247ZM18 202V201H17ZM84 202V201H83ZM142 202H143V204H142ZM189 202H190V200H189ZM193 202H196V201H193ZM193 202H190V204H191V206H192V203ZM205 202V201H204ZM244 202V201H243ZM242 202V203H243ZM259 202H260V200H259ZM92 203V202H91ZM95 203V202H94ZM139 203V202H138ZM138 203H136V204H138ZM179 203V202H178ZM246 203V202H245ZM254 203V202H253ZM256 203V202H255ZM83 204V203H82ZM88 204V203H87ZM96 204V203H95ZM176 204V203H175ZM187 204H188V202H187ZM193 204H196L197 205V203H193ZM222 204H224V203H222ZM226 204V203H225ZM230 204V203H229ZM249 204V203H248ZM262 204H263V202H262ZM134 205V204H133ZM149 205V206H148ZM186 205V204H185ZM264 205V204H263ZM93 206V205H92ZM97 206V205H96ZM165 206V207H164ZM213 206V205H212ZM215 206V205H214ZM224 206V205H223ZM244 206V205H243ZM245 206H247V205H245ZM257 206V205H256ZM16 207V206H15ZM18 208H19V206H17ZM82 207V206H81ZM121 207V206H120ZM217 207V206H216ZM253 207V206H252ZM9 208H11V207H9ZM21 208V207H20ZM23 208V207H22ZM25 208V207H24ZM89 208H91V206L89 207ZM95 208V207H94ZM163 208V209H162ZM189 208H191V207H189ZM221 208V207H220ZM237 208V207H236ZM240 208V207H239ZM262 208V207H261ZM12 209V208H11ZM15 209V208H14ZM27 209V208H26ZM31 209V208H30ZM102 209V208H101ZM111 209V208H110ZM118 209V208H117ZM125 209V208H124ZM150 209H151V207H150ZM149 209V210H150ZM10 210V209H9ZM108 210V209H107ZM106 210V211H107ZM112 210V209H111ZM110 210V211H111ZM115 210V209H114ZM113 210V211H114ZM121 210V209H120ZM152 210V209H151ZM219 210V209H218ZM225 210H226V208H225ZM248 210V209H247ZM7 211V210H6ZM13 211V210H12ZM24 211V210H23ZM33 211V210H32ZM100 211H102V210H100ZM109 211V212H110ZM157 210H155V212H156ZM190 211H195V210H190ZM220 211H221V209H220ZM227 211V210H226ZM264 211V210H263ZM0 212H2V211H0ZM16 212V211H15ZM108 212V211H107ZM155 212H154V214H155ZM225 212V211H224ZM252 212V211H251ZM24 214H23V219L25 220V222L26 221H29L30 220V216L31 215H29V214H31V213H28V212H23ZM34 213V215H35V218L37 217V214H35ZM72 213V212H71ZM93 213V212H92ZM103 213V212H102ZM101 213V214H102ZM126 213V212H125ZM151 213H153V212H151ZM150 213V214H151ZM157 213V212H156ZM222 213V212H221ZM227 213H229V212H227ZM236 213V212H235ZM260 213V212H259ZM16 214V213H15ZM20 214V213H19ZM68 214V213H67ZM87 214H89V213H87ZM153 214V215H154ZM190 214V213H189ZM195 216H196V214H195V212L193 213ZM255 214V213H254ZM257 214V213H256ZM40 215V216H39ZM72 215V214H71ZM92 215V214H91ZM93 215H95V214H93ZM97 215V214H96ZM105 215V214H104ZM117 215H118V213H117ZM122 215V214H121ZM124 215H126V214H124ZM225 215V214H224ZM223 215V216H224ZM228 215V214H227ZM248 215V214H247ZM253 215V214H252ZM262 215H264V214H262ZM12 216V215H11ZM10 216V217H11ZM108 216V215H107ZM119 216H120V213H119ZM123 216V215H122ZM222 216V217H223ZM226 216V215H225ZM256 216V215H255ZM261 216V215H260ZM259 216V217H260ZM3 217V216H2ZM7 217V216H6ZM41 217V218H42ZM87 217V216H86ZM88 217H89V215H88ZM93 217V216H92ZM91 217V218H92ZM95 217V216H94ZM101 217H102V215H101ZM110 217V216H109ZM198 217V216H197ZM21 218V219H22ZM33 218V217H32ZM34 218V219H35ZM65 218V217H64ZM106 218V217H105ZM216 218V217H215ZM218 218V217H217ZM262 218V221H264V216L263 217H261ZM261 218H260V220H261ZM179 219V218H178ZM199 219V218H198ZM222 219V218H221ZM225 219H226V217H225ZM229 219V218H228ZM18 220V223H20V224H17L18 226L19 225H21L22 223H21V221L19 220V218L18 219H16V221ZM42 220V219H41ZM63 220V219H62ZM61 220V221H62ZM73 220V219H72ZM120 220V219H119ZM123 220V219H122ZM154 220V219H153ZM156 220V221H157ZM184 219H182V221L180 220V222H183L184 223V221H183ZM34 221V220H33ZM32 221V222H33ZM40 221V220H39ZM48 221V220H47ZM88 221V220H87ZM118 221V220H117ZM217 221H218V219H217ZM217 221H216V224L218 225V223H217ZM1 222V221H0ZM7 222H8V220H7ZM43 222V221H42ZM51 222V221H50ZM60 222V221H59ZM72 222V221H71ZM76 222V221H75ZM86 222V221H85ZM110 222V221H109ZM114 222V221H113ZM222 222V221H221ZM15 223H17V222H15ZM24 223V222H23ZM47 223V222H46ZM61 223V222H60ZM70 223V222H69ZM87 223V222H86ZM97 223V222H96ZM105 223V222H104ZM157 223V222H156ZM182 223V224H183ZM215 223V222H214ZM223 223V222H222ZM225 223V222H224ZM26 224V223H25ZM54 224V223H53ZM67 224V223H66ZM90 224V223H89ZM92 224H94V223H92ZM180 225H181V223H179ZM195 224V223H194ZM221 224V223H220ZM7 225H9L8 223H7ZM33 225H35L34 227H36V229L34 230L33 229V231H36L37 232V234L38 235H42L43 237L46 235V230H47V225H45V222H43V223H40V222H38L37 221V223H33ZM68 225V224H67ZM78 225H81V224H78ZM173 225V226H174ZM179 225V226H180ZM261 225V224H260ZM263 225V224H262ZM11 226V225H10ZM23 226V225H22ZM21 226V227H22ZM51 226V225H50ZM86 226V225H85ZM91 226V225H90ZM174 226V227H175ZM178 226V225H177ZM178 226V228H180ZM182 227H183V225H181ZM214 226V225H213ZM212 226V227H213ZM219 226V225H218ZM5 227V226H4ZM24 227V226H23ZM57 227V226H56ZM71 227V226H70ZM76 227H77V225H76ZM117 227V226H116ZM159 227V226H158ZM193 227H194V225H192L189 221H186L185 223H184V227L183 228H181L180 230H178L179 231V234H181V235H185L186 237L187 236H189L190 237V239L191 238H193V237H196L197 238V236H195L194 234H196V232L193 230ZM196 227V226H195ZM32 228H33V226H32ZM65 228V227H64ZM83 228H84V226H83ZM91 227H89V229H90ZM98 228V227H97ZM112 228H113V226H112ZM155 228H157L156 226H155ZM198 228V227H197ZM214 228V227H213ZM28 229V228H27ZM50 229V228H49ZM48 229V231H50ZM53 229V228H52ZM51 229V230H52ZM70 229V228H69ZM86 229H88V227L86 228ZM117 229V228H116ZM176 229V228H175ZM192 229V230H191ZM219 229H220V227H219ZM227 229H228V232H226V233H228V235H232L233 233H235V231L233 230V228L232 227H229V226H227L226 227V231H227ZM29 230V229H28ZM56 230V229H55ZM65 230V229H64ZM81 230H82V226H81ZM113 230V229H112ZM173 230H174V228H173ZM16 231V230H15ZM54 231V230H53ZM61 231V230H60ZM80 231V230H79ZM85 232H86V230H84ZM83 231V232H84ZM89 231H91V230H88V232ZM102 231H103V229H102ZM18 232H20L21 233V231H18ZM29 232V231H28ZM52 232V231H51ZM50 232V233H51ZM63 232V231H62ZM61 232V233H62ZM65 232V231H64ZM74 232H76V231H74ZM115 232V231H114ZM120 232V231H119ZM9 233V232H8ZM25 234H27L26 232H24ZM49 233V234H50ZM87 233V232H86ZM91 233H94V232H91ZM99 233V232H98ZM101 233V232H100ZM99 233V234H100ZM103 233V232H102ZM111 233H112V231H111ZM172 233V232H171ZM170 233V234H171ZM178 233V232H177ZM225 233V234H226ZM30 234H31V231H30ZM33 234H35V233H33ZM45 234V235H44ZM75 234V233H74ZM78 234V233H77ZM80 234V233H79ZM90 234V233H89ZM97 234V233H96ZM109 234H110V232H109ZM114 234V233H113ZM115 234H116V232H115ZM13 235V234H12ZM16 235H18V234H16ZM21 235V234H20ZM56 235V234H55ZM194 235V236H193ZM206 235V234H205ZM2 236H4V235H2ZM1 236V237H2ZM6 236V235H5ZM10 236V235H9ZM8 236V237H9ZM31 236V235H30ZM39 236V237H40ZM50 236V235H49ZM53 236V235H52ZM58 236V235H57ZM83 236V235H82ZM8 237H6V238H8ZM12 237V236H11ZM16 237V236H15ZM31 237H33V235L31 236ZM55 237V236H54ZM71 237V236H70ZM72 237H73V235H72ZM76 237V236H75ZM78 237V236H77ZM80 237V236H79ZM95 237V236H94ZM110 237H112V236H110ZM164 237V236H163ZM166 237V236H165ZM189 237H187V238H189ZM204 237V236H203ZM18 238V237H17ZM34 238V237H33ZM32 238V239H33ZM102 238V237H101ZM139 238V237H138ZM175 238V237H174ZM16 239V238H15ZM15 239H14V241H15ZM19 239H20V237H19ZM64 239V238H63ZM69 239V238H68ZM76 239V238H75ZM92 239V238H91ZM120 239H121V237L119 236V235H114L113 236V240H114V242L115 241H120ZM195 239V238H194ZM199 239V238H198ZM201 239V238H200ZM245 239L246 240H250V242H249V240L247 241V243H245L246 244V247L243 249V250H241V248L239 247V245H237V244H235V245H229V246H225L224 248V252H223V257L222 258H220L219 257V259L221 260V259H223L224 258V260L228 257H232L237 251H241V254H243L244 255V258L246 259V261L248 262L247 264H254V263H256V262H260V261H262L261 259L263 258L264 259V255L262 254V253H260V252H258L257 251V249H256V241L255 240H251L250 239V237H245ZM36 240V239H35ZM59 240H60V238H59ZM76 240H78V239H76ZM96 240V239H95ZM1 241V240H0ZM3 241H5V240H3ZM18 241V240H17ZM23 241V240H22ZM28 241V240H27ZM58 241V240H57ZM68 241V240H67ZM73 241H75V240H73ZM91 242H92V240H90ZM89 241V242H90ZM101 241V240H100ZM209 241V240H208ZM11 242H12V240H11ZM71 241H69V243H70ZM82 242V241H81ZM136 242V241H135ZM246 242V241H245ZM1 243V242H0ZM5 243V242H4ZM8 243H9V241H8ZM16 243V242H15ZM18 243H20V242H17V244ZM27 243V242H26ZM25 243V244H26ZM68 243V242H67ZM98 243H99V241H98ZM104 243V242H103ZM259 243V242H258ZM81 244V243H80ZM90 244V243H89ZM174 244V243H173ZM245 244H244V246H245ZM263 244H264V242H263ZM8 245V244H7ZM14 245V244H13ZM13 245H11V246H13ZM19 245V244H18ZM18 245H16L17 247H19ZM32 245V244H31ZM30 245V246H31ZM35 245H36V243H35ZM82 245V244H81ZM87 245V244H86ZM135 245V244H134ZM138 245V244H137ZM3 246V245H2ZM34 246V245H33ZM68 246V245H67ZM78 246H80V245H78ZM84 246V245H83ZM102 246V245H101ZM106 246V245H105ZM105 246H103V247H105ZM174 246V245H173ZM172 246V249L175 247H173ZM14 247V246H13ZM16 247V248H17ZM26 247V246H25ZM72 247V246H71ZM70 247V248H71ZM87 247V246H86ZM263 247H264V245H263ZM15 248V247H14ZM15 248V250L17 251V253H18V250H19V248H17L16 249ZM27 248V247H26ZM26 248H24V249H26ZM30 248V247H29ZM36 248V247H35ZM48 248V250H49V247H47ZM46 248V249H47ZM50 248H52V247H50ZM56 248V247H55ZM91 248H92V246H91ZM109 248V247H108ZM243 248V247H242ZM5 249V248H4ZM65 249V248H64ZM72 249V248H71ZM75 249L77 250V248L75 247ZM110 249V248H109ZM128 249V248H127ZM132 249V248H131ZM170 249V248H169ZM172 249L171 250H169V251H172ZM180 247L177 245L176 247H175V249H173V251H174V253H178L179 251H180ZM14 250V251H15ZM21 250H23V249H21ZM69 250V249H68ZM80 250V249H79ZM111 250V249H110ZM184 250V249H183ZM2 251H4V250H2ZM15 251V252H16ZM27 251H29L28 249L25 251L26 253H27ZM47 251V250H46ZM84 251V250H83ZM87 251V250H86ZM90 251V250H89ZM113 251V250H112ZM223 251V250H222ZM221 251V252H222ZM7 252H8V249H7ZM13 252V251H12ZM32 252V251H31ZM45 254H47L48 255V258H52L53 260H54V262H56V264H69V260L68 261H66L65 259H63V258H60L59 256H58V254L56 253V251L54 252V250H52V252H50V257H49V252L48 253H46L45 251H43ZM75 252V251H74ZM168 252V251H167ZM2 253V252H1ZM25 253V254H26ZM30 253V252H29ZM58 253H60V251L58 252ZM72 253V252H71ZM80 253V252H79ZM83 253V252H82ZM164 253H166V252H164ZM132 254V253H131ZM167 255H165V256H156V257H151V264H155V263H158V262H160V261H165L166 260V258L168 257V256H170V254H172V253H166ZM180 253H178V255H179ZM181 254H183V257L185 256V254L184 253H181ZM180 254V255H181ZM4 255H5V252H4ZM10 256V258L8 257V259L10 260V261H13L14 259H17V260H19L20 259V257L22 258L23 257V254L22 253H20V254H18V255H14V254H9ZM42 255H43V253H42ZM61 255V254H60ZM173 255V254H172ZM242 256V255H241ZM62 257H64V256H62ZM68 256H66V258H67ZM165 257V258H164ZM182 257V258H183ZM243 257V256H242ZM38 258H40V257H38ZM45 258V257H44ZM50 258V259H51ZM109 259H110V257H108ZM185 258V257H184ZM233 258V257H232ZM24 259V258H23ZM25 259H26V257H25ZM47 259V258H46ZM49 259V260H50ZM51 259V260H52ZM242 259V258H241ZM244 259V260H245ZM5 260V259H4ZM3 260V261H4ZM16 260V261H17ZM50 260V261H51ZM71 260V259H70ZM77 260V259H76ZM256 262H255V261ZM3 261L1 262L0 261V264L2 263L3 264ZM15 261V260H14ZM13 261V262H14ZM16 261H15V263H16ZM22 261V260H21ZM82 261V260H81ZM87 261V260H86ZM167 261V260H166ZM184 261V260H183ZM209 261V260H208ZM242 261V260H241ZM5 262V261H4ZM25 262V261H24ZM141 262V261H140ZM162 262H160V263H162ZM223 262H225V261H223ZM21 263V262H20ZM36 263V262H35ZM45 263V262H44ZM50 263V262H49ZM52 263V262H51ZM50 263V264H51ZM76 263V262H75ZM78 263V262H77ZM83 263V262H82ZM211 263V262H210ZM216 263V262H215ZM226 263V262H225ZM5 264V263H4ZM19 264V263H18ZM54 264V263H53ZM71 264V263H70ZM74 264V263H73ZM85 264V263H84ZM142 264H144L143 262H142ZM182 264H184V263H182ZM212 264V263H211Z\"/></svg>",
  "mask_w": 264,
  "mask_h": 264
}]
</instances>
